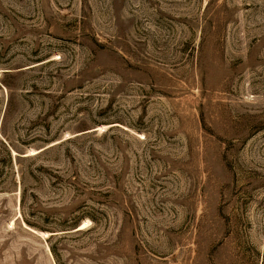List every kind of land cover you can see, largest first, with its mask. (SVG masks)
Returning <instances> with one entry per match:
<instances>
[{"label":"rangeland","instance_id":"1","mask_svg":"<svg viewBox=\"0 0 264 264\" xmlns=\"http://www.w3.org/2000/svg\"><path fill=\"white\" fill-rule=\"evenodd\" d=\"M0 264H264V0H0Z\"/></svg>","mask_w":264,"mask_h":264}]
</instances>
